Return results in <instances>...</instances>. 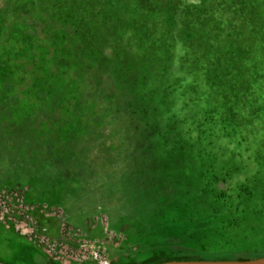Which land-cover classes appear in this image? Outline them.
<instances>
[{
  "label": "trees",
  "instance_id": "1",
  "mask_svg": "<svg viewBox=\"0 0 264 264\" xmlns=\"http://www.w3.org/2000/svg\"><path fill=\"white\" fill-rule=\"evenodd\" d=\"M0 31V45L7 42V47L15 48L0 55L1 149L21 147L20 153L36 149L43 156L53 157L52 165L66 156L63 150L79 133V126L66 122L63 103L52 100L50 95L64 90V84L59 82L60 70L71 67L74 75L79 72L87 85L92 84L90 90L98 95L96 100L104 101L105 115L117 113L121 127L140 129L150 137V147L160 139L168 145L175 144L190 158L195 145L214 143L219 136L226 139L232 130L225 128L234 113L216 114L206 97L213 93L227 110L231 107L224 103V95L231 102L238 99L241 90L230 89L239 85L242 55L248 53L241 37L258 34L259 42L255 43L264 53V0H0ZM173 52L178 62L188 61L198 67L193 85L197 89L193 101L196 106L183 96L186 101L181 102L177 112L166 108V116L157 117L165 98L180 100L176 95L178 81L190 76L185 69L180 76L167 68ZM18 53L23 57L19 62ZM210 64L217 67L211 69ZM256 70L257 76L264 79V60ZM24 75L27 82L20 95L13 89L20 87ZM8 80L15 86H9ZM220 82L227 86L221 93L214 87L210 93L207 84L205 88L200 86ZM31 95L32 100L28 98ZM122 100L132 105L124 106ZM130 114L133 120L128 118ZM36 150L27 154L28 161L39 157ZM131 166L134 180L138 179L136 166ZM207 171L195 178L198 191L223 198L235 189L241 190L239 184H231L230 178L203 174ZM175 176L179 177L173 180L174 176L155 174L149 168L145 192L134 190L133 195L153 201L167 198L174 185L188 191L193 179L181 172ZM28 182L31 185L33 181ZM90 196L87 199L91 204L102 205L101 211L106 198ZM240 209L238 202L210 207L209 215L218 222L213 230L218 239L214 248L231 244V238L224 233L232 228L233 216ZM155 217L160 223L168 220L161 215ZM158 230L164 232L165 227ZM161 255L143 262L199 260L197 253Z\"/></svg>",
  "mask_w": 264,
  "mask_h": 264
},
{
  "label": "rangeland",
  "instance_id": "2",
  "mask_svg": "<svg viewBox=\"0 0 264 264\" xmlns=\"http://www.w3.org/2000/svg\"><path fill=\"white\" fill-rule=\"evenodd\" d=\"M1 34L0 31V38ZM233 39L235 41V37ZM255 40L259 42L258 34L241 37V44L243 48L247 46L248 53L242 55L240 86L236 84L230 89L241 90L238 99L231 102L225 95L223 97L224 103L231 107L229 110L224 109L211 93L212 87L219 93L224 91L227 88L225 82L200 84L202 88L207 84L208 91L211 90L206 99L210 108L214 106L212 108H215L216 114L234 113L225 128L232 130L228 131L226 139L219 136L214 143L195 145L190 158L185 157L183 150L175 144L168 145L159 139L152 142L150 147V137H146L140 129L134 131L121 127L120 115L113 112L105 115L102 110L104 101L96 100L98 95L94 96L90 90L92 84L87 85L86 80L78 76L79 72L74 75L71 67L61 69L59 82L64 84V90L51 93L50 98L63 103V118L66 122L77 123L79 133L65 146L63 154L66 156L56 165H52L53 157L48 154L43 156L36 149H26L20 153L21 147L16 150L0 147V214L5 210L19 219L29 216L36 224L41 222L45 225L46 232L64 246H60L62 250L58 257L51 258L38 245L4 227L0 221V254L19 255L23 259L42 253L58 264H75L66 263L68 254H73L75 258L86 256L82 264H90V255L95 251L101 254L105 264H126L127 258L137 262L160 257L161 253L168 257L197 253L199 260L264 256V79L257 76L256 70L259 62L264 60V53L259 50ZM6 43L0 45V55L14 48L10 45L7 47ZM170 56L172 62L167 63V68L180 76L182 69H185L190 76H182L185 81H178L180 85L176 95L180 100L173 98L168 101L165 98L157 117L166 116V108H173L177 112L181 102L186 101L182 100L183 96L195 105L193 101L197 89L193 85L198 67L188 61L178 62L174 52ZM22 60L18 53L16 61ZM210 67L214 69L217 66L210 64ZM23 77L20 87L13 89L20 95H23L27 82V76ZM7 83L15 86L11 80ZM28 98L32 100L33 95ZM122 103L124 106L128 104L124 100ZM128 118L133 120V115L130 114ZM203 149L204 152L200 153L199 150ZM35 150L39 157L28 161L27 154ZM131 164L137 168L138 179L134 180ZM149 168L155 174L158 172L166 176L168 173L174 176L171 178L173 180L179 177L175 176L178 173H185V177L193 179L189 182L190 189L184 191L182 186L174 185L173 192L167 198L160 197L153 201L150 198L137 199L133 195L134 190L145 192ZM204 171L207 172L203 174H213L216 178H230L231 184H239L241 190L235 189L223 198L198 191L195 178ZM29 180L33 181L31 185L28 184ZM52 182L56 184L51 185ZM90 195L106 198L101 211L102 205L91 204L87 199ZM140 198H146V195ZM235 202L242 209L236 211L234 223L230 226L232 228L224 233V236L231 238V244L216 249L218 239L213 230L218 222L209 215L210 207H224ZM52 211L58 219L51 216ZM45 213L47 215L44 216ZM159 215L170 221L156 222L155 216ZM61 226L68 233L66 237L60 232ZM121 226L126 228L124 232L129 246L123 252L104 256L101 248L118 242L116 238ZM162 227H165L164 232L158 230ZM13 235L17 238H13ZM131 247H135L136 251H131ZM125 253L127 258L121 255Z\"/></svg>",
  "mask_w": 264,
  "mask_h": 264
},
{
  "label": "built area",
  "instance_id": "3",
  "mask_svg": "<svg viewBox=\"0 0 264 264\" xmlns=\"http://www.w3.org/2000/svg\"><path fill=\"white\" fill-rule=\"evenodd\" d=\"M7 208V207H6ZM51 216H54L56 219L57 215L52 211ZM44 216L47 213L43 214ZM14 214L4 210L2 215L0 214V221L6 228H10L14 233L26 237V239L32 241L36 245H38L45 254H47L51 258H56L59 256L61 252L60 246H64L62 242L59 240L56 241V237L49 235L46 232V227L41 222H37V224L31 219L29 216H21L19 220ZM63 227H60V232L63 233L62 236L66 237L68 235L67 231H64ZM64 231V232H63ZM94 256V255H93ZM86 256L82 258H75L73 254H68L67 262H74L75 264H82L85 261ZM97 264H105V261L101 257H97Z\"/></svg>",
  "mask_w": 264,
  "mask_h": 264
},
{
  "label": "flooded vegetation",
  "instance_id": "4",
  "mask_svg": "<svg viewBox=\"0 0 264 264\" xmlns=\"http://www.w3.org/2000/svg\"><path fill=\"white\" fill-rule=\"evenodd\" d=\"M125 229L126 228L123 227V226H121L119 228V235L116 238L118 242L115 245H111L110 247H107L105 249L103 247H102L103 249L101 248V250L103 251L104 256L108 257V256H110L113 253L123 252V251H125L126 247L129 246L127 244L128 243L127 242V236H126V234L124 232ZM128 231H129V229L127 230V232ZM112 233H113L112 235L115 236L114 232H112ZM26 247H28V246H26ZM130 250L131 251H136L135 247H131ZM95 252L96 253L91 254L92 256L90 255V264H94V261L97 260V257H100V255H101L98 251H95ZM97 253H99V254H97ZM125 254L126 255H124V254H121V255L123 257L127 258V253H125ZM254 257H257V256H254ZM116 259H118V257ZM125 260L128 261L126 264L146 263V262H143L144 260L137 261V262H135V261H133V259H129V258H127ZM173 260H177V259H173ZM185 260H190V259H185ZM191 260H193V259H191ZM0 261L1 262H6V263H10V264H51V262H53L52 259L47 258L42 253H41L40 256H37V254H35L31 258L24 257L23 259H20L19 255H10V254L9 255H7V254L1 255L0 254Z\"/></svg>",
  "mask_w": 264,
  "mask_h": 264
},
{
  "label": "water",
  "instance_id": "5",
  "mask_svg": "<svg viewBox=\"0 0 264 264\" xmlns=\"http://www.w3.org/2000/svg\"><path fill=\"white\" fill-rule=\"evenodd\" d=\"M0 264H10L1 262ZM138 264H264V256L250 258V259H237V260H168L151 263H138Z\"/></svg>",
  "mask_w": 264,
  "mask_h": 264
}]
</instances>
